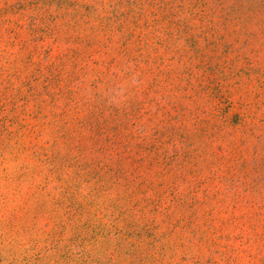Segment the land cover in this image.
I'll use <instances>...</instances> for the list:
<instances>
[{
    "label": "rangeland",
    "instance_id": "1",
    "mask_svg": "<svg viewBox=\"0 0 264 264\" xmlns=\"http://www.w3.org/2000/svg\"><path fill=\"white\" fill-rule=\"evenodd\" d=\"M0 264H264V0H0Z\"/></svg>",
    "mask_w": 264,
    "mask_h": 264
}]
</instances>
